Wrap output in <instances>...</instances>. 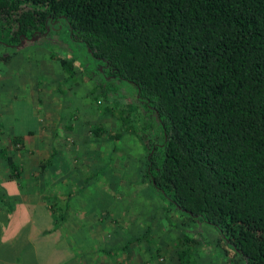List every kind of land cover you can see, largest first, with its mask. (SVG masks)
Segmentation results:
<instances>
[{
    "label": "trees",
    "instance_id": "obj_1",
    "mask_svg": "<svg viewBox=\"0 0 264 264\" xmlns=\"http://www.w3.org/2000/svg\"><path fill=\"white\" fill-rule=\"evenodd\" d=\"M58 20L100 76L135 87L121 113H103L135 132L138 124L143 181L166 212L213 227L233 262L264 264V0H0V62ZM57 59L73 78L74 57ZM94 88L110 91L100 81ZM104 131L91 127L94 136ZM7 150L1 145L17 177ZM51 190L58 210L66 195ZM183 239L179 264H194V242Z\"/></svg>",
    "mask_w": 264,
    "mask_h": 264
},
{
    "label": "rangeland",
    "instance_id": "obj_2",
    "mask_svg": "<svg viewBox=\"0 0 264 264\" xmlns=\"http://www.w3.org/2000/svg\"><path fill=\"white\" fill-rule=\"evenodd\" d=\"M32 39L33 37L30 38L31 44L29 42L16 50H11L9 57L0 62L2 75L0 126L3 129L0 145H5L8 149L7 153L15 161L17 159L18 162L20 159L35 169L30 154H27L28 160H23L26 156L24 144L13 143L8 134L12 131L19 133L25 128L34 126V117L43 115L42 104L36 100L50 91L53 100L57 98L64 103V112L61 114L66 121L68 118L74 120L76 117L77 123L87 121V124L101 125L104 128L105 131L101 136H94L92 141L88 140L83 146L90 149L88 157L94 160L93 167L87 174L93 179L90 181L91 185L79 188L76 186L78 183L73 182L72 185L68 182L63 184L64 187L61 189L51 188V192L61 191L63 194L68 192L76 198H85L87 207L91 208L93 214L89 216L92 221L91 219L87 222L82 221L83 228L88 227L87 224L91 222L92 226L98 227L97 229L104 235L96 236L98 239L103 237L107 239L108 247H113L109 241H112L113 245L115 243L113 256L103 251H100L97 257L94 252L91 255L85 252L87 255L83 256L82 260L80 258L81 264H179L178 253L188 245L183 239L184 236L194 242V245L189 246L190 258L195 260L194 264H243L242 258L238 255L234 258L235 262L228 259L218 245V235L213 227L198 221H188L177 211L166 212V205L158 198L153 188L148 183L142 184L147 150L137 131L138 124H134L138 134H126L127 131H132L131 125H123L117 118L112 119L110 113H103L106 108H111L112 113H121L119 110L127 101L135 100V87L127 81L100 76L101 72L95 70L97 60L90 56L82 44L69 40L67 26L63 20L51 25L44 36L38 35L35 40ZM38 44H42L39 46L41 49L36 48ZM50 53L53 58L60 53L67 58L74 57L77 74L73 78H68L65 70L58 71V64L54 60H49ZM60 71L67 74V81L57 82L59 86L57 92L53 87L61 74ZM99 81L110 89L106 95L95 90L94 87ZM57 93L62 95L59 97ZM115 101L118 105L114 104ZM59 133V136L64 137L63 133ZM115 133H119L120 138L115 139ZM150 133V137L153 138L155 131L152 130ZM1 164L7 162L0 153ZM24 190L29 197L53 201V196L47 197L48 188L36 186ZM65 198L60 197L57 205L61 207ZM73 207L74 205L70 203L68 212H71ZM35 211L30 220L26 219V215L23 216L21 210L13 213L12 216L0 214V227H6L2 229L4 232L19 226L18 236L14 238L13 244L9 243L18 247L24 245V235L30 226L35 224L34 244L38 252L31 258L35 264L46 260L54 262L55 255L61 252L58 248L59 244L58 242L50 244L49 239L39 236L38 233H42V229L49 223L38 210ZM33 219L34 222L31 221ZM61 229L63 233L64 228ZM112 230L114 234L110 232ZM31 249L33 250V243L30 241L22 247L24 252ZM27 253L28 251L25 254ZM22 258L20 255V261ZM72 259L63 264H76V260Z\"/></svg>",
    "mask_w": 264,
    "mask_h": 264
},
{
    "label": "crops",
    "instance_id": "obj_3",
    "mask_svg": "<svg viewBox=\"0 0 264 264\" xmlns=\"http://www.w3.org/2000/svg\"><path fill=\"white\" fill-rule=\"evenodd\" d=\"M29 42L28 43L31 44V41ZM54 43L57 44V42ZM39 46H42V44H38L36 48L41 49ZM58 56L65 57L63 54L61 55V53L60 55L57 54L55 58H53L52 53H50L48 57L49 60H54L56 64H58V71L62 69L65 70L59 59H57ZM76 72L75 70V74H77ZM60 73L58 80L54 83L55 87H53L57 92H59L57 82L59 80L67 81V74L63 71H60ZM1 78L2 75L0 74V79ZM50 92H48V94L46 93L47 95H41V100H36L39 104H42L41 109H43V115L34 117V126L25 128L19 133L12 131V133L10 132L8 134L9 139H12L13 136L21 137L22 144H24L26 149L24 150L26 156H24L25 159L23 160H28L27 154H30L29 156L32 157L35 169L29 167V165L23 163L20 159V162H17L16 159L20 174L14 177L12 173L9 174L10 170L7 164L0 165V214L3 216H12L13 213L20 212L21 210L23 216L26 215V219L30 220L29 218L35 214L36 209L43 215L44 220L50 224L42 229V233L38 234L41 238L49 239L50 244L58 242V248L61 252L55 255L54 262L46 260L38 264H63L65 261L72 258V260H76V264H81L80 258L82 260L83 256L87 254L91 255L93 252L97 257L100 251L113 256L110 253L113 251L115 243L113 245V242L109 241L110 245L113 247H108L107 239L104 237L103 239H98L96 236H104L103 233L97 229L98 227H93L90 222V224H87L88 227L83 228L82 221L84 220L87 222V220L89 221L90 219L92 221V218L89 216L93 214L91 208L89 209V207H87L88 204L85 198L80 196V198H76L68 192H65L64 194L67 197L63 202L64 206H59V210L56 211L51 208L50 201H45L43 198L35 199L29 197L24 190L25 188L36 186L48 189L58 187L61 189L64 187L62 185L68 182L72 183V185L73 182H76L78 183L76 186L82 188L84 185H91L90 181L93 180L92 177L87 174L93 167L94 160L88 157L89 152H91L90 149L83 147L88 140L91 139L92 141L94 137L91 133L92 125L87 124V121H80L77 123L78 120L76 117H74V120L68 118V121H66L61 114L64 112V103L57 98L53 100ZM60 93H57L59 97L62 95ZM112 119L114 118L112 117ZM2 130L0 126V144L3 139ZM59 132L63 133L64 137L59 136ZM126 134L134 135L138 133L132 130L127 131ZM32 171H34V173ZM141 179L142 182H144L142 184L145 185L147 182L143 181V178ZM70 203H72L74 207L71 212H68ZM28 215L30 216L28 217ZM55 220H58L56 223L57 225L55 224ZM70 220L71 222H69ZM31 221L34 222L35 219ZM67 223H69V225ZM35 226V224L30 226L23 238L24 245H27L29 241L33 243V250H27V254H25L27 251L24 252L25 250H22L24 245L14 247V245L12 246L9 244H13L14 238L18 236L19 226L17 225L15 229L4 232H2V229L6 227H0V264H35V261L31 258L38 252L37 246L34 244L36 241L34 236ZM61 228H64L63 233L60 231L62 230ZM110 232L114 234L113 230ZM41 238H37V240H42ZM105 244H107V246ZM48 252L51 254V250ZM73 253L76 254L73 255ZM78 254L80 255L78 256ZM20 255L23 257L22 261L19 259ZM46 256L49 257L47 254ZM76 256H78L77 259ZM90 261L92 260L90 259Z\"/></svg>",
    "mask_w": 264,
    "mask_h": 264
},
{
    "label": "flooded vegetation",
    "instance_id": "obj_4",
    "mask_svg": "<svg viewBox=\"0 0 264 264\" xmlns=\"http://www.w3.org/2000/svg\"><path fill=\"white\" fill-rule=\"evenodd\" d=\"M157 145H158V146H160V145H161V143H160V142H158V143H157Z\"/></svg>",
    "mask_w": 264,
    "mask_h": 264
}]
</instances>
